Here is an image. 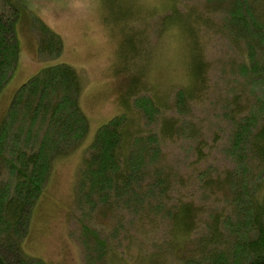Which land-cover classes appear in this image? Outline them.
Here are the masks:
<instances>
[{"label": "trees", "instance_id": "16d2710c", "mask_svg": "<svg viewBox=\"0 0 264 264\" xmlns=\"http://www.w3.org/2000/svg\"><path fill=\"white\" fill-rule=\"evenodd\" d=\"M197 1L200 6L183 15L173 3L164 26L174 27L183 39L188 83L170 101H158L152 93L130 105L136 89L146 86L140 82L144 64L134 73L121 69L126 104L99 126L83 152L73 215L86 238L85 254L106 251L128 264H264V121L252 127L237 120L239 112H251L255 105L238 103L233 94L243 88L234 89L221 110L234 124L226 148L228 164L204 169L207 160L215 161L205 158L216 141L199 138L205 118L183 120L195 105L207 115L210 109L215 116L220 112L209 99L216 57L224 62L227 54L228 62L238 67L235 73L242 72L245 80L257 64L264 65V0ZM125 16V22L135 18L125 13L117 19ZM16 18L17 10L0 0V96L18 63ZM32 32L42 66L21 80L0 110V264H44L24 250L30 219L54 165L79 148L88 131L80 108L79 73L56 61L61 38L40 21L32 24ZM126 40L128 59L134 60L136 40ZM227 46L233 55H228ZM136 106L147 114V121L142 123ZM161 109L164 116L158 117ZM164 111L171 112L165 116ZM178 114L183 119H177ZM184 130L191 132L184 137L190 139L193 158L192 168L183 175V168L174 164L179 156L172 158L169 145L177 143L176 135ZM247 154L254 160L249 170L241 163ZM162 218L163 228L154 232ZM161 232L165 241L158 239ZM117 236L121 253L116 252ZM137 251L141 259H135Z\"/></svg>", "mask_w": 264, "mask_h": 264}, {"label": "rangeland", "instance_id": "374dc122", "mask_svg": "<svg viewBox=\"0 0 264 264\" xmlns=\"http://www.w3.org/2000/svg\"><path fill=\"white\" fill-rule=\"evenodd\" d=\"M6 1L17 10L14 30L19 53L12 82H9L1 92L3 96L0 98V110L7 100V94H5L7 89L12 88L17 81L26 76H32L42 66L32 32V24L40 21L61 38L62 52L56 61L71 65L79 73L80 108L88 123L83 144L68 156L59 159L54 165L52 174L33 210L24 250L44 264H128L116 254H108L106 251L101 252V255L96 254V251L85 254L82 249V243L86 241V238L73 215V189L78 164L83 152L92 143L99 126L120 113L124 107L123 103L126 104V99L122 96L126 89V81L120 72L121 69L125 71L129 69L134 73L139 65L144 64L140 82L145 83L146 86L140 85L136 89L137 93L135 92V98H131L130 105L135 99L151 96L152 93L156 95L154 98L158 101L161 100L160 98L163 101L168 97L170 101L176 90L188 83L186 68L188 59L183 39L174 27L164 26L167 25V14L173 10V3L182 15L191 8L199 7L200 3L197 0ZM125 13L135 18L131 22H125L126 16L117 19ZM137 31L140 34H137ZM126 38L136 40L134 60L128 59L130 49ZM137 39H141L139 43ZM222 43L226 44L225 41ZM227 47L224 49L229 51L228 55H233L231 47ZM214 56L216 57L217 54L214 53ZM42 57L40 56L41 59ZM216 58L217 63L212 65L210 75L209 99L213 101L216 110L220 111L218 115L215 116L212 109L207 115L204 110L195 105L184 119L179 118L182 116L180 114L176 117L180 120L196 122L202 121V118L206 119L205 124L197 132L200 134L199 138L211 144L213 137L216 143L211 144V156L205 158L213 160L215 157V161L207 160L204 169H213L215 164L218 169H222L220 167L228 164L229 155L226 153V148L234 124L229 118H225V113L222 114L221 110H223L222 106L226 108V96L232 99L234 89L243 88V91H236L233 94L236 95L238 103L242 104L246 101L255 105L251 112H239L237 120L240 123H248L252 127L264 121V65L257 64L256 70L251 69L246 74V81L242 72L235 73L238 67L235 68L228 62L230 57L228 59L227 54L224 62L223 59ZM221 67L225 72H216ZM128 75L127 72L125 76ZM224 87L227 90L224 91ZM135 109L140 110L138 106ZM228 110L231 108L228 107ZM140 111H142L143 123L148 120V116L143 110ZM187 111L189 109L185 110ZM170 112L164 111L165 116H168ZM162 116L164 115L161 109L158 117ZM190 133V130H184L176 135L177 143L169 145V148L173 150L172 158L179 156L174 164L179 167L177 169L183 168V175L186 168H192L190 161L193 158V151L190 139L184 137ZM204 149L206 151L207 147L205 146ZM252 161H254L253 158L247 154L241 163L247 165L249 170L254 166ZM222 163L224 165L221 166ZM203 165L204 162H200V169ZM262 176L264 181V172ZM164 220L162 218L157 221L158 223L155 222L154 232L158 229L159 233L165 224ZM118 237L115 242L116 252L121 253L123 250ZM162 238L166 240L161 232L158 234V239ZM88 242L92 244L91 248L94 246L95 249V243L91 239ZM151 248L152 246H149L150 251ZM134 251L135 245L131 243L130 253ZM135 259H141L138 251Z\"/></svg>", "mask_w": 264, "mask_h": 264}, {"label": "crops", "instance_id": "0c3cea01", "mask_svg": "<svg viewBox=\"0 0 264 264\" xmlns=\"http://www.w3.org/2000/svg\"><path fill=\"white\" fill-rule=\"evenodd\" d=\"M22 80V79H21ZM21 80H19V81H17L15 84H14V86L12 87V88H10V89H7V91H6V93L5 94H7V102L9 101V99H10V97H11V94H12V92H13V90L16 88V86L21 82ZM2 96V95H1ZM0 96V97H1Z\"/></svg>", "mask_w": 264, "mask_h": 264}]
</instances>
